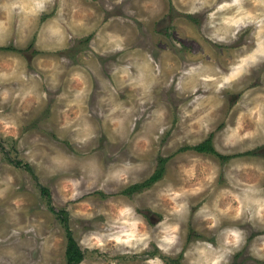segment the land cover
I'll return each mask as SVG.
<instances>
[{"label":"clouds","instance_id":"9594fccd","mask_svg":"<svg viewBox=\"0 0 264 264\" xmlns=\"http://www.w3.org/2000/svg\"><path fill=\"white\" fill-rule=\"evenodd\" d=\"M261 147L264 0H0V264H264Z\"/></svg>","mask_w":264,"mask_h":264},{"label":"rangeland","instance_id":"374dc122","mask_svg":"<svg viewBox=\"0 0 264 264\" xmlns=\"http://www.w3.org/2000/svg\"><path fill=\"white\" fill-rule=\"evenodd\" d=\"M116 26L117 25L114 24V27H116ZM165 28H166V25H165V21L164 20H161V21L157 22L156 29L158 31H164ZM90 39H91L90 36L84 37L80 42H77L71 49H69L66 54L72 56L73 59H76V54L75 53L78 51L79 48L80 49H85L87 47L88 41ZM22 51L28 53V58L29 59H30L31 55H33L34 57H41V56H45L46 55L44 53L34 52V50L31 48V46H29L27 49L22 50ZM109 60H114V56L106 57V58H103V57L100 58L102 66L106 65ZM102 71L104 72L105 75H107V68L106 67H102ZM234 99H235V97H230L229 101L230 102H234ZM101 141L103 142V137H101ZM211 141H212V145H213L214 141L212 139H211ZM255 151H256L257 154L264 155V147L258 148ZM200 153H203L205 155H213V154H210V153H207V152H200ZM217 157L221 161L229 159V157H227L225 159L222 158V157H219V156H217ZM149 218L150 219H154L153 217H149ZM233 264H250V258L243 252L238 253L233 258Z\"/></svg>","mask_w":264,"mask_h":264},{"label":"trees","instance_id":"16d2710c","mask_svg":"<svg viewBox=\"0 0 264 264\" xmlns=\"http://www.w3.org/2000/svg\"><path fill=\"white\" fill-rule=\"evenodd\" d=\"M195 150L198 152H207V153L222 157L224 159L227 158L226 156H220L219 153L215 152V149L212 145L211 138H209L208 140H205L201 144L197 145Z\"/></svg>","mask_w":264,"mask_h":264}]
</instances>
